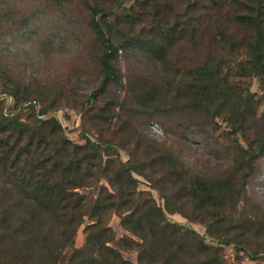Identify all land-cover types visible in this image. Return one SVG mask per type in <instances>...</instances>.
Instances as JSON below:
<instances>
[{
	"label": "trees",
	"instance_id": "1",
	"mask_svg": "<svg viewBox=\"0 0 264 264\" xmlns=\"http://www.w3.org/2000/svg\"><path fill=\"white\" fill-rule=\"evenodd\" d=\"M240 2L82 0L86 23L98 43L101 75L98 88L89 93L84 105L97 99L99 92L105 93L108 85L119 83L115 62L121 54L140 60L148 57L168 80L148 83L144 75H138L129 98L150 118L160 114L153 123L164 127L166 119L172 120L179 112V102L186 100L180 108L209 112L216 106L218 114L225 104L229 105V125L238 131L254 111V93L230 83L224 70L226 58L245 47L246 58L239 64L238 75L252 77L264 72V0H250L244 9L238 8ZM227 4L234 9L229 20L223 15ZM235 23L249 30L247 36L237 34L232 27ZM37 33L34 23L25 21L15 28L12 37L27 41ZM187 45L199 48L201 56L183 65L181 49ZM2 65L0 62L1 92L13 97L21 108L32 103L36 113L31 122L5 123L0 111V264L6 255L12 257L7 264H133L108 245L114 239L107 221L112 213L119 217L121 226L141 239L125 241L127 247L138 249L135 264H180L194 237L202 244L203 237L195 230L168 221L165 210L179 211L170 207L168 196L163 195L164 207L150 197L141 198V192L136 191L138 180L132 174L139 168L121 160L112 144L104 150L100 142L84 134L83 143L73 142L64 135L55 116L38 117L47 115L52 110L49 105H55L61 97L59 83L49 82L42 92L38 82L24 83ZM33 93L38 95L31 97ZM49 94L51 104L37 103ZM105 103L115 104L112 98H105ZM216 113L209 114L210 118L214 119ZM257 148L264 149V135ZM107 155L111 158L104 159ZM195 182L196 199L212 201L218 193L213 180L195 176ZM90 187L97 193L78 191ZM223 213L217 210L213 219H221ZM259 215L253 222L259 224L256 230H264V211ZM85 216L90 223L84 227V242L75 247L74 235ZM229 217L235 234L221 243L238 246L241 222L234 219V214ZM213 223L207 222L208 232ZM248 251L252 259L264 256V250L258 248ZM210 262L219 263L217 255L202 264Z\"/></svg>",
	"mask_w": 264,
	"mask_h": 264
},
{
	"label": "rangeland",
	"instance_id": "2",
	"mask_svg": "<svg viewBox=\"0 0 264 264\" xmlns=\"http://www.w3.org/2000/svg\"><path fill=\"white\" fill-rule=\"evenodd\" d=\"M246 2L250 0H241L238 8H246ZM236 3L233 1L234 5ZM232 12L234 9L227 4L223 11L226 20ZM86 18L82 0H0L2 67L24 83L34 85L38 82L42 92L49 82L59 83L61 97L55 105H49L52 110L47 115L38 117L55 116L64 135L73 142L83 143L84 134L100 142L104 150L112 144L121 160L130 161L139 168L132 174L138 180L136 191L141 192V198L150 197L152 202L164 207L163 195L168 196L170 207L179 210L173 213L165 210L168 221L180 224L182 229H193L203 237L202 244L194 237V244L183 252L180 264H202L212 255L219 258L217 264H264V256L252 259L248 251L253 248L264 250V230H256L259 224L253 222L264 211V149L259 151L257 148L264 135V72L252 77L238 75L239 64L246 58L245 47L226 58L224 70L229 74L230 83L254 93V111L246 116L238 131L229 125V105L225 104L218 114L216 106H211L209 112L180 108L185 106L186 100L179 102V112L172 120L166 119L164 127L159 122L153 123L160 119V114L151 112L155 115L150 118L146 110L134 106L129 98L132 82L138 75H144L147 82L168 80L158 64L148 57L140 60L130 54H121L115 62L120 74L119 83L108 85L105 93L99 92L97 99L84 105L101 80L98 43ZM25 21L34 23L38 33L27 41L13 38L15 28ZM232 27L240 36L249 33L243 25ZM181 54L183 65H186L201 56V51L187 45L181 49ZM1 89L2 85L0 111L4 122L33 121L36 111L32 103L21 108ZM50 96L37 103L51 104ZM105 98H112L115 104L106 106ZM213 112L218 114L214 119L209 116ZM111 157L115 158V154ZM156 167L159 168L154 172ZM195 176L213 180L218 193L212 201L202 203L196 199ZM78 191L97 193L94 187ZM217 210L223 211L224 215L215 221L213 217ZM232 214L234 219L239 218L238 229L243 231L238 236V246L221 243L222 239L234 237L235 231L230 226L232 218L229 217ZM107 221L114 233V239L108 245L135 264L138 249L127 247L125 241L126 238L141 239L121 226L114 213ZM211 221L214 223L208 232L206 224ZM88 223L90 220L85 216L74 235L75 247L83 245L84 227ZM11 260L12 257L6 255L1 264Z\"/></svg>",
	"mask_w": 264,
	"mask_h": 264
}]
</instances>
